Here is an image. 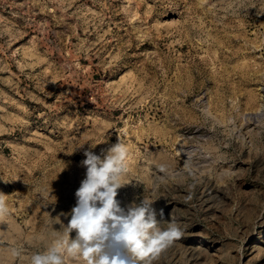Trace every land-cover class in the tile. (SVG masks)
Returning <instances> with one entry per match:
<instances>
[{
	"label": "rangeland",
	"instance_id": "1",
	"mask_svg": "<svg viewBox=\"0 0 264 264\" xmlns=\"http://www.w3.org/2000/svg\"><path fill=\"white\" fill-rule=\"evenodd\" d=\"M118 137L121 207L182 230L153 264H264V0H0V264L46 247Z\"/></svg>",
	"mask_w": 264,
	"mask_h": 264
},
{
	"label": "clouds",
	"instance_id": "2",
	"mask_svg": "<svg viewBox=\"0 0 264 264\" xmlns=\"http://www.w3.org/2000/svg\"><path fill=\"white\" fill-rule=\"evenodd\" d=\"M100 144H89L84 151L81 165L86 173L75 192V206L56 217L60 229L43 250L28 257V264H153L162 250L181 237L175 220L164 219L162 211L157 219L154 200L143 198L139 204L121 207L118 190L132 183L124 182L128 150L119 137L96 154L92 149ZM8 215L6 195L0 193V219ZM60 216L70 217L68 223ZM7 251L14 259L24 257L21 247Z\"/></svg>",
	"mask_w": 264,
	"mask_h": 264
}]
</instances>
